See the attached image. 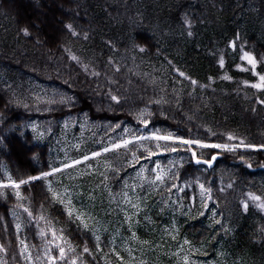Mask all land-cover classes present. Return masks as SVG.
I'll use <instances>...</instances> for the list:
<instances>
[{
    "label": "trees",
    "instance_id": "trees-1",
    "mask_svg": "<svg viewBox=\"0 0 264 264\" xmlns=\"http://www.w3.org/2000/svg\"><path fill=\"white\" fill-rule=\"evenodd\" d=\"M99 1H83L88 14L69 0H0V62L3 60L5 65L0 68V164L10 172V177L0 175V181L24 180L59 166L53 162L48 142L39 140L28 129L32 120H43L55 129L57 121L79 114L95 122L134 123L138 110L145 107L148 132L240 146L217 152L194 147V156L182 143L163 142L175 145L173 152H178L176 156L181 158L166 179L178 182L179 197L186 203L184 211L188 210L177 220V235L193 248L196 246L187 256L199 258L202 263L225 257L227 264H264V208L260 207L264 204V103H261L264 88L252 86L260 83L259 77L264 75V29L261 28L262 40L258 39L253 26L243 27L231 20L230 1L225 6L222 0H210L220 19L216 27L205 21L206 16H200L201 0L181 1L175 9L161 11L160 16L166 15L168 24L172 21L181 30L177 47L168 39L162 47L151 33L136 24L129 40L138 55L160 63L168 75L182 80L190 91L178 100V105L192 102L194 106L191 103L179 107L177 112L172 110L176 117L170 118L161 112L167 113L171 106L158 108L150 100V92L142 96L139 88L145 80L121 61L120 52L128 44L125 46V41L112 37L118 28L114 15L107 28L98 26L90 30L88 22L96 24L94 18L112 10ZM33 2L42 3L46 13L35 14ZM68 7L73 9L71 15L65 10ZM258 10L262 12V4L257 5ZM135 15L142 22L143 13L138 10ZM69 24L71 30L66 27ZM25 28L27 34L22 31ZM213 46L218 49H212ZM245 52L257 61L254 71L242 59ZM10 54L16 55L17 60L11 59ZM1 75L30 78L63 91L68 98L40 105L16 102L1 86ZM226 76L230 79H225ZM128 82L130 87L125 89ZM113 96L117 99L113 100ZM40 106L46 107L39 109ZM239 113L244 116L243 123ZM245 145L258 148L249 149ZM97 149L98 146L83 149L74 159ZM143 150H139L138 161L148 154ZM213 152L219 153L213 167L195 162L196 158L209 159ZM50 178L51 175L40 177L19 187H0V252L8 264L20 262L17 229L11 213V209H17L24 213L25 232L32 230V223L40 218L50 220L88 249L84 257L90 264H103L91 233L52 196ZM198 183L210 189V205L204 210L198 199ZM164 188L165 182L161 185ZM79 197L87 205L84 186ZM20 202L25 203V211ZM151 213L162 219L155 208ZM166 249L162 248L158 255L164 256Z\"/></svg>",
    "mask_w": 264,
    "mask_h": 264
},
{
    "label": "rangeland",
    "instance_id": "rangeland-1",
    "mask_svg": "<svg viewBox=\"0 0 264 264\" xmlns=\"http://www.w3.org/2000/svg\"><path fill=\"white\" fill-rule=\"evenodd\" d=\"M69 1L72 2L71 5L78 4L81 9L88 11V8H84V0ZM181 1L185 0H131L130 2L100 0V4L108 5L112 10L103 12L99 18H94L96 24L88 22L90 30H95L98 26L107 28L110 25V17L114 15L118 28L112 37L125 41V46L128 44L120 52L121 61L135 75L145 80L139 88L142 96L150 92V100L158 108L171 106L167 113L161 112L162 116L166 115L170 118L176 117V113L173 112H177L179 107H188L192 103L178 105V100H182L183 95L190 91L182 80L173 77L174 75H168L160 63L138 55L129 39L137 28L136 24H139L142 29L154 36L157 44L160 43L163 47L168 39L177 47L181 40L178 24H173L172 21L168 24L166 15L161 17L160 14L164 9L168 11L175 9ZM222 1L225 6H229L230 1L232 21L240 22L243 27L253 26L254 34L262 40L264 0ZM210 2V0H201L200 16H206L205 21H210L208 24L216 27L220 19ZM42 3L33 2L35 14L46 13L43 12L44 3ZM259 4H262L261 13L257 11ZM238 8H240L239 12ZM65 10L68 14H72V8L68 7ZM138 10L143 13L142 22L136 20L135 11ZM173 37H177V40ZM212 49L218 48L213 46ZM10 57L14 60L18 58L14 54H10ZM1 66H5L3 60L0 62V68ZM19 75L14 78L8 77L9 79L1 75V83L16 102L41 104L54 100L66 101L68 98L66 93L55 87L30 78L21 79ZM127 85L125 89L130 87V83L128 82ZM190 97L195 95L190 94ZM142 108L138 110L134 123L95 122L85 115H77L58 121L57 128H53L55 130L48 125L45 127L42 121L37 119L29 122L27 126L35 136L48 141L53 161L62 164L56 168L57 172L52 170L48 173V175L52 173L48 183L49 188L54 198L64 205L69 214L94 235L103 264H185L184 257L191 250L196 249V246L193 248L189 242L185 243L186 240L181 235H177V220L188 210L184 211L186 203L179 197L180 185L166 179L168 171L180 160L176 156L178 152H173L176 150L175 145L170 143L164 145L163 142H186V140L177 139L170 133L146 131L147 126L142 121H145L148 110ZM241 117L243 123L245 119L243 115ZM258 123L256 121V124ZM153 134L171 136L174 139L158 140ZM123 140H127L128 144H122ZM117 144L120 146L113 147ZM188 144L203 145V143ZM91 146L100 148L93 152L98 155L92 153L85 156L87 159L83 157L75 160L77 163L69 162V159L79 151ZM140 149L148 153L147 156H143L142 161L137 160ZM0 173L5 177L10 175L2 163ZM161 174L163 178L157 180L156 177ZM163 182H165L164 190L161 189ZM201 185L203 184L198 185V199L204 210L209 207L210 198L209 192L201 195ZM83 186L87 205L84 204V199L79 197L82 195ZM20 197L22 199L21 195ZM21 204L23 208L25 203L21 202ZM152 208L157 210L158 215L162 217L161 220L152 216ZM17 218L22 220L21 212L17 214ZM38 224L37 221L36 226L26 233H18L20 264H90L83 259V244L78 246L74 241L71 244L63 236L64 232L51 228L52 232L47 228L38 227ZM61 247L65 250L63 257L60 254ZM162 248H167L164 256L158 255ZM0 264H6L1 253ZM188 264H227V260L221 257L219 261L202 263L199 258H189Z\"/></svg>",
    "mask_w": 264,
    "mask_h": 264
},
{
    "label": "snow or ice",
    "instance_id": "snow-or-ice-1",
    "mask_svg": "<svg viewBox=\"0 0 264 264\" xmlns=\"http://www.w3.org/2000/svg\"><path fill=\"white\" fill-rule=\"evenodd\" d=\"M185 23H188V21L186 20ZM66 27L69 28L70 30L72 28V26L70 24L69 25H66ZM22 31H24V33L27 34V31L28 30H27V28H25V29H22ZM73 35H75V32H73ZM189 35H191V33H189ZM140 50L143 51V48H141ZM72 58L73 59H76V57H74V56ZM242 59H246L248 61V63L250 65H252L253 71L255 70L257 61L255 60V58L250 53L245 52L244 53V56L242 57ZM223 63H224L223 62V59H221L220 60L221 66H223ZM180 75L181 76H184L185 73L180 72ZM225 79H230V77H227L226 76ZM259 80H260V83L254 84L252 86L255 87V88H258V89L259 88H264V75H261L259 77ZM192 83L195 84L196 81L195 80H192ZM245 83H247V81H245ZM112 99L113 100H116L117 97L113 96ZM261 103H264V101H261ZM142 122L145 123V124H147V121L146 120L145 121H142ZM153 135H154V138L155 139H158V140L159 139H164V140L174 139L171 136H156L155 134H153ZM121 143L126 145V144H128V141L127 140H123V141H121ZM186 143H200V142L199 141H195V142H193V141H186ZM119 146L120 145H118V144L117 145H113V147H119ZM213 147H217V148H219V147L228 148L229 146L225 144V145H213ZM245 147H255V146L254 145H245ZM104 151H107V149H104ZM93 155H98V154L97 153H93ZM85 159H87V157H85ZM213 159H215V157H213ZM73 163H77V162L76 161H73ZM205 163L211 164L212 161L211 160H208V161H205ZM65 167H67V165H65ZM55 171H58V169H53V172H55ZM41 175L42 176H47L48 173H41ZM162 178H163L162 174L161 175H158L156 177L157 180H161ZM28 179L29 180L36 179V177H29ZM8 183L11 184V185H13L14 187H18L19 186L16 181H12L10 178H9ZM19 183L22 184V183H25V181L21 180V181H19ZM3 186L4 185L2 183H0V187H3ZM200 187L202 189L201 195H204L205 193L210 192V189H205L203 185H201ZM17 195H19V193H17ZM249 195L251 196V194H249ZM252 198L255 199V200H259L260 199V197H252ZM244 207L247 208V204L246 203L244 204ZM260 207L264 208V204H261ZM53 235H55V233H53ZM185 243H188V241H185ZM64 251H65L64 248L61 247L60 248L61 257H63ZM84 251L87 252L88 249L85 248ZM50 259H52V258L50 257ZM184 261H185V264H188L189 257L188 256H185L184 257Z\"/></svg>",
    "mask_w": 264,
    "mask_h": 264
},
{
    "label": "water",
    "instance_id": "water-1",
    "mask_svg": "<svg viewBox=\"0 0 264 264\" xmlns=\"http://www.w3.org/2000/svg\"><path fill=\"white\" fill-rule=\"evenodd\" d=\"M212 162H213V160H211ZM208 164V163H207ZM209 166H211L212 165V163L211 164H208Z\"/></svg>",
    "mask_w": 264,
    "mask_h": 264
}]
</instances>
